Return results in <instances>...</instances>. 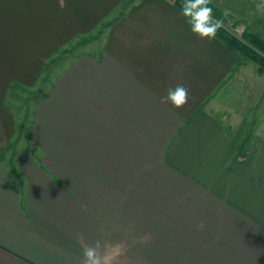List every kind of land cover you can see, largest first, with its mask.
I'll return each mask as SVG.
<instances>
[{
  "label": "crops",
  "instance_id": "0c3cea01",
  "mask_svg": "<svg viewBox=\"0 0 264 264\" xmlns=\"http://www.w3.org/2000/svg\"><path fill=\"white\" fill-rule=\"evenodd\" d=\"M121 10L87 38L93 51L73 52L70 100L36 105L42 161L0 158V264H83L97 240L112 264H264V136L223 101L246 61L193 34L165 0H0V152L18 123L9 86L45 83L48 58ZM178 84L190 99L177 109L161 97ZM143 185L151 192L123 201L150 204L137 212L104 189Z\"/></svg>",
  "mask_w": 264,
  "mask_h": 264
},
{
  "label": "rangeland",
  "instance_id": "374dc122",
  "mask_svg": "<svg viewBox=\"0 0 264 264\" xmlns=\"http://www.w3.org/2000/svg\"><path fill=\"white\" fill-rule=\"evenodd\" d=\"M257 2L258 0H212L211 4H215V7H217L227 17L228 27L233 28L234 22L236 21H239L241 23L242 26L234 30L236 34H240L243 27H246L249 31L257 33L258 35L264 38V13H260L256 10L255 5ZM84 6L89 7L88 5ZM93 12L95 11H84V16L88 17L84 20L90 19V14H93ZM121 12L122 10L119 12H111L108 18H104L99 23H97V26L96 28H93L94 31L91 35L64 44L61 50L56 51L55 54L48 58L49 60L44 65V72L39 77L41 79L46 77L48 81H45V83H41L40 79L38 78V83L35 86H31L30 89L24 88V90H21V86H9V88L7 89V99H5V104L9 107H12V110L15 113L18 123L17 130L15 132V137L10 140V143L7 145L6 149L0 152V158H9L11 157L10 155L13 153L12 156L15 162L14 165H20L21 162H23L22 154L29 156L33 163L42 161L43 156L39 154L40 150L38 148V139H36L38 126L37 123L33 125V122L35 120L34 114L38 109V106L36 105L39 104V100L41 101L42 99L48 98L50 100H56V102H61L62 100H70V86H72L73 83L70 85H66L64 83H71L73 81V52L76 49L82 47L84 44V49L93 51L94 44L91 42L86 43L87 38L89 41L90 38L93 39L96 37V40L98 41L103 31L107 28V24L111 23L114 20L113 18L115 17L116 13ZM74 16L76 17V15ZM230 16L234 19H232ZM13 20L15 21L16 26H20L23 23V12L21 8L17 9V11H13ZM86 22L92 23V20H88ZM48 30L49 29L46 28L43 33ZM48 39L49 41H51L52 37L48 36ZM14 51L15 53L20 52L17 51L16 48H14ZM79 51L80 50L76 52ZM246 65V70L248 72V74L246 75L247 78H245V76H242V80L239 77L240 81L239 85L237 86V92H230L229 98H224L223 101L229 102L234 105L235 108L230 111V113L232 111H235L234 113H232V119L235 120L239 117L238 120H240L242 116L246 115L249 127L253 129L252 135H259L262 137L264 136V75H257L255 71L256 66L254 63L246 61ZM18 87L20 88L18 89ZM262 89L263 95L261 97ZM43 94L45 96H43ZM258 98L261 99L262 103L259 104V106L250 107L251 105L259 102ZM53 109L57 111L58 107H55ZM225 110L226 109L223 107L219 110H215L218 111L215 115L219 119H222V117L224 116L222 112H225ZM61 112L62 117L64 118L66 115L63 111ZM235 115L237 116L235 117ZM224 123H226V121ZM62 133V137H67L65 134L62 135ZM72 140L73 139H57L56 142L58 143V146H61L62 148H67V146H73ZM252 141L253 140H251V142ZM6 151L8 153H6ZM71 157L73 162V154L71 155ZM15 172L17 171L11 170L10 174L11 177H14L13 179L17 181V179L15 178ZM161 185L166 187V182L162 181ZM133 187L110 186V188L105 187L104 189L105 192L108 194L111 204L118 203L117 201H115V196H120V202L118 204L120 206L125 205L127 210H132L136 212L149 210L150 204L148 203L123 204L124 199L126 200V198H124L125 196L128 197L136 194L146 195L151 192L150 188L146 185H143L140 188ZM152 188L153 192L155 190V187ZM88 189L89 188H87L86 192H88ZM157 193H159V191H157ZM154 206H156V204Z\"/></svg>",
  "mask_w": 264,
  "mask_h": 264
},
{
  "label": "clouds",
  "instance_id": "9594fccd",
  "mask_svg": "<svg viewBox=\"0 0 264 264\" xmlns=\"http://www.w3.org/2000/svg\"><path fill=\"white\" fill-rule=\"evenodd\" d=\"M212 0H183L180 15L190 25L191 32L200 39L211 41L217 32L225 27L219 19H214L213 9L209 7ZM256 10L264 13V0H258ZM190 99L189 89L183 84L168 88L161 97L162 103H170L174 108L184 107ZM104 245L100 240L83 248V264H112V257L104 254Z\"/></svg>",
  "mask_w": 264,
  "mask_h": 264
},
{
  "label": "trees",
  "instance_id": "16d2710c",
  "mask_svg": "<svg viewBox=\"0 0 264 264\" xmlns=\"http://www.w3.org/2000/svg\"><path fill=\"white\" fill-rule=\"evenodd\" d=\"M165 1L171 3L180 12L183 0ZM209 7L213 9L214 19L221 20L225 25L217 32L215 38L231 53L236 54L239 60L242 59L254 63L258 75H264V38L257 33L249 31L246 27H243L240 34H236L234 30L241 27V23L236 21L233 28H230L227 26V17L215 5L210 4ZM45 81H48L46 77ZM43 96L45 95L43 94Z\"/></svg>",
  "mask_w": 264,
  "mask_h": 264
}]
</instances>
